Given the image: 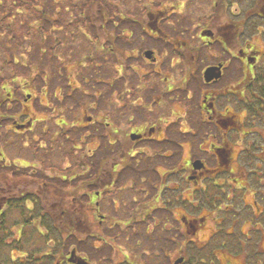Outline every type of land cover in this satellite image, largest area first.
<instances>
[{"label": "flooded vegetation", "instance_id": "obj_1", "mask_svg": "<svg viewBox=\"0 0 264 264\" xmlns=\"http://www.w3.org/2000/svg\"><path fill=\"white\" fill-rule=\"evenodd\" d=\"M243 1L194 31L137 18L114 52L138 81L71 112L58 83H0V264H264V0Z\"/></svg>", "mask_w": 264, "mask_h": 264}, {"label": "trees", "instance_id": "obj_2", "mask_svg": "<svg viewBox=\"0 0 264 264\" xmlns=\"http://www.w3.org/2000/svg\"><path fill=\"white\" fill-rule=\"evenodd\" d=\"M52 1L53 4L54 2H57V0ZM59 1L65 2L63 4L64 12L68 13L67 21L64 24H61L59 21V9L57 10L54 6H52L53 8H50L49 3L51 2V0H0V35H7L4 39H7L10 43L13 42L12 46V44L3 43V41H0V56L2 58V63H0L1 68L3 69L6 64H10L11 69L8 71L9 75L10 73H16L15 70L17 66H20L21 69H23H20L22 74L26 75L31 72L37 73V75L33 73L31 74H33V76H36V79H38L39 81V78H41L43 80L41 81L42 83L45 81L48 84V80L53 79L55 83H58L61 86V91L62 89H64L62 95L68 98L77 95H70L68 91H70L71 89H89V86L81 87V83H83L84 79L82 71L87 72L94 70V73L103 74L105 78H108V75L109 77H111V81L108 82V85L103 84L106 82L105 80L96 79V81H100L99 86L104 89V92L107 96L108 94H110L108 92L110 90L107 88H110L112 82L115 81L114 84L118 85L119 83L124 81V77L121 78V75L116 76L117 72L109 70L107 66H102L103 72H100V67L101 65L110 62L109 60H111V63L116 62V56H113L110 59L108 58L109 55L115 53L113 49L114 44L118 49L122 47H129V39L126 40V37L122 35L123 32L126 31L129 33L131 31V33H134V26H136L141 32L139 23L135 21L136 14L127 9L125 5L116 3V0ZM94 6L104 8L100 13L103 19H107V14L111 15V12L114 13L113 15L115 19H111V22H109V27L107 26V29H110L109 34L116 35V39L115 41H113L114 44L112 43V41L109 42L108 35H105L107 34V31L104 30V24H102L104 21L99 23L100 25L97 26L95 22L91 20L89 13H91V9ZM31 7L35 12L36 17L34 18L33 22L31 20L30 23L26 24V34L21 30L22 32L20 36H18L17 30L14 27H20L22 20L17 18L19 16H17V14H23L24 9H30ZM120 18H132V21L122 23ZM71 23L74 24L72 26V29H70ZM142 33L143 32H141V34ZM32 34L35 35L32 36ZM135 35L136 34H134V36ZM20 38H22V41H20ZM82 39L87 40L86 45L85 43H81L82 45H77L75 47L77 42ZM110 43H112L113 45ZM74 47L81 54L80 56H78V52L76 53V55L74 56L76 60L73 63L75 65L71 66V68H73L75 71V75L78 77V82L80 84L79 86L71 84V82L67 78L66 73L69 72L67 69L69 66H67L66 64L65 66L62 65V57L72 55L75 50ZM96 54H98V56H95ZM43 57L45 58V60H47L45 64L41 61V58ZM34 59L38 62L40 61L41 63H43V65L53 63V75H48L49 73L47 72V69H40L41 66H37V63L33 62ZM96 59H98L99 64L97 63ZM24 69L28 70L27 73H24ZM122 71H126L124 67L122 68ZM41 73H43L46 77L42 76ZM8 75H6V77H3L0 71V83H6L5 85H9V82L16 81L17 86H15V90H19V79L16 80L15 78ZM83 84L85 85V83ZM54 85L55 84H53V87ZM101 90L95 89V91H98V94H89V96L105 97V95L102 94ZM69 103L67 104L72 105Z\"/></svg>", "mask_w": 264, "mask_h": 264}, {"label": "rangeland", "instance_id": "obj_3", "mask_svg": "<svg viewBox=\"0 0 264 264\" xmlns=\"http://www.w3.org/2000/svg\"><path fill=\"white\" fill-rule=\"evenodd\" d=\"M209 1H207V0H186L184 2V4L186 3L185 8H184V5L182 4L183 3V0H116V3L123 4V5H125L127 7V9L131 10L132 12H134L136 14L135 21H137V18H139V17H140V19L141 18L148 19V14L151 13V10L157 11L156 8H159L160 10L162 9V10H164L163 12L169 13V16H168V19H165V20L164 19L163 20L160 19V21H158L159 23H161L160 27H162V25L165 26V28L164 29L162 28L163 30H161V31H163L165 33L166 32H169V31H171L173 33H179V31L183 29V22H184L183 18L185 16L186 17L193 16V19L194 20H192L189 23L186 22V25L187 26H190L191 29H192V31H194V29H196L195 24L198 22V20L200 21L203 15L208 16L210 14V10H211L210 4L211 3ZM240 1H243V0H240ZM245 1H250V0H245ZM171 2H173L172 4L175 5L174 8H171V7L169 8L168 7V6H170ZM64 3L65 2H62V1H59V0H57V2H54V4H53V1L52 0L49 3L50 8L52 6H54L57 10L59 9L58 17L60 18L59 21H60L61 24H64L67 21V17H68V15H67L68 13L67 12H64V8H63V4ZM206 3L208 4V6H206ZM35 5H37V4H35ZM176 5H177V7H176ZM243 5L244 4H242L240 2V6L243 7ZM33 7H34V5H33ZM102 9H104V8H101V7H98V6L97 7L94 6V7H92V9H91L92 11L89 14H90L91 20H93L97 26L100 25L99 23H101V22L104 21L102 23V24H104V30L108 32L107 26L109 27V25H110L109 22H111V19L112 20L115 19L114 18V15H113L114 13L113 12H111V13L109 12L112 16L107 14L106 15L107 16V19H103L102 16L100 15ZM191 13H192V15H191ZM152 14H154V13H152ZM155 15H157V14H155ZM17 16H18L17 18H19V19L22 20V22H21L20 27L17 28V26H15L14 28H16L17 33H18V36H20V34H21L22 31L26 34V32H27V29H25L26 28V24L27 23H30L31 20L33 22L34 21V18L36 17V14L33 11V8L31 7L30 9H28V8L27 9H24V13L23 14H17ZM172 18H174V20ZM169 19H172V20H169ZM196 19H197V21H195ZM202 19H204V18H202ZM120 20L122 21V23H127V22L132 21V18H129V19H127V18H120ZM151 20H153V18H150V21ZM70 25H71L70 26V29H72V26L74 24L71 23ZM134 27H135V32L134 33L132 32L133 33V37H132V39H130V42L131 41L132 42L134 41V43L131 42L132 43V46L136 45V40H138L139 34H141V32L138 30V28L136 26H134ZM166 28L169 31L166 30ZM19 29H20V31H19ZM134 34H136V35L134 36ZM34 35L35 34H32V36H34ZM5 36H7V35H5V34H3V36L0 35V41H3V43L12 44V46H13V42L10 43L7 39H4ZM85 40L82 39L79 42H77V44L75 45V47L77 45L80 46V45H82L84 43L86 45L87 40L86 41ZM20 41H22V38H20ZM141 42L142 41H140V43ZM132 46L129 45V47H127V48H131ZM141 47L142 46H140L139 49H141ZM146 47H150V46L149 45H146ZM115 48H116V46L114 45L113 46V49H115ZM78 49H79V47H78ZM77 52L78 51L75 48V50L72 53V55L67 56V57H62V60H63L62 61V65L65 66V64H66L67 66H69L67 68L69 72H66V73H67V78L71 82V84L78 85L79 86L80 84L78 82V77L75 75L74 69L71 68V66H74L75 65V64H73L74 61L76 60L74 58V56L76 55ZM80 55H81L80 52H78V56H80ZM95 56H98V54H96ZM113 56H116L117 57V55H115V53H114L112 55H109L108 58L110 59ZM135 58L136 57H134V56L132 57L131 56V57L125 58L123 60L125 63L128 62L127 64H124V65H126L125 70L127 71V72H125V71L124 72H125V75L127 76V78L129 77V79H127V81H129L130 85L134 84L135 81H138V77H137L138 75H136V72L137 73H140V72H138V71H140L139 69H138V71H136V69L135 70L133 69L134 66H135L134 65L135 62L138 63V61H136L137 58L136 59ZM96 60H97V63L99 64L98 59H96ZM41 61L44 64L47 62V60H45L44 57L41 58ZM89 61H90V57H89ZM109 61L110 62H107V63L101 65L100 72H103L102 66H104V67L107 66V68L109 70L117 72V75L116 76H120L122 74V65H120V64H122V61L121 60L120 61L117 60L115 63H111V60H109ZM33 62H36L37 63L36 64L37 66L40 65L41 66L40 69H42V70H46L47 69V72L49 73L48 75H50V76L53 75V72H54L53 63L52 64L49 63L47 65H43V63H41L40 61L38 62L35 59L33 60ZM0 63H2L1 56H0ZM89 68H90V66H89ZM10 69H11L10 68V64H6L3 67V69L1 68V65H0V71H1L3 77H6V75H8V71ZM20 69H21V67L20 66H17L15 72L18 73V74H16V73L11 74L10 73L8 76H11V77L15 78L16 80L19 79L18 81L23 85L22 87L27 88V89H32V85L29 86L27 84V83H32L34 85V87H35L36 93L38 94V90L37 89H39L41 87V85L43 84L41 81H43V80L41 78H39L40 79V81H39L38 79H36V76H33V74L37 75V73L31 72L33 74L28 73V74L24 75V74L21 73V70H23V69H21V70ZM27 71H28L27 69H24V73H27ZM80 71H82V70H80ZM82 72H83V75H84L83 83H85V85L83 83H81V87H87V86H89V89H86V88H84L83 90H77V89L72 90L71 89L70 91H68V93L70 95H72V94H77V95L74 96V97H71L72 98V101H66V100L63 101V106L68 108V109H65L67 112H71L72 111V109H70V108H77L76 105H78V102L81 101L82 99L86 98V97H90L89 94L90 95H94V93H97L98 94V91H95V89L96 90H98V89L101 90L102 89L101 92H102L103 95H105V97H107V96H110L111 97V96H114V92H117L120 95L121 90L124 88L123 86H121L122 83L116 85V84H114L115 83V81H114V82H112L110 88L109 87L107 88V89L110 90V91H108L110 94H108L106 96V94L104 92V89L99 86L100 81H96V79H98V80H105V81L109 82V81H111V77H109V75H108V78H105L103 76V74L94 73V70L87 71V72L86 71H82ZM41 75L44 76V77H46L43 73H41ZM56 75H58V74H56ZM38 77H40V76H38ZM9 83L12 84L13 82H9ZM53 84H55V81L53 79L52 80H48V84L46 82V85H48V88L47 89H48V92H49V95L50 96L53 95V94H51V93H53V89H54L53 88ZM103 84L104 85H108V83L107 84L103 83ZM63 90L64 89H62V92H64ZM3 94H4V92H3ZM60 96H62V93L61 92H60ZM66 98H68V97H66ZM67 103L72 104V105H68ZM65 104L68 105V106H66ZM70 106H73V107H70ZM67 114L69 116V113H67ZM69 118H70V116H69ZM66 132H68V130ZM77 133H79V132H77ZM64 153L65 152L62 153V156L63 157L65 156ZM59 161H61V159H58L57 158L55 163H57L58 165L61 164L62 162H59ZM131 173L132 174H130V175H133V172H131ZM46 174H47V176H49V172H47ZM126 175L129 176V174L127 172V169H126Z\"/></svg>", "mask_w": 264, "mask_h": 264}, {"label": "water", "instance_id": "obj_4", "mask_svg": "<svg viewBox=\"0 0 264 264\" xmlns=\"http://www.w3.org/2000/svg\"><path fill=\"white\" fill-rule=\"evenodd\" d=\"M146 55L149 57V55H150V52H149V51H146Z\"/></svg>", "mask_w": 264, "mask_h": 264}]
</instances>
